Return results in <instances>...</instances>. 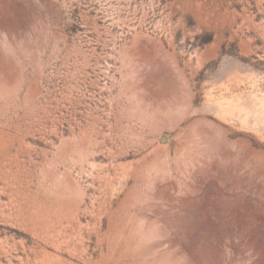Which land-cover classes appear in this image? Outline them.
I'll list each match as a JSON object with an SVG mask.
<instances>
[{"label": "rangeland", "instance_id": "1", "mask_svg": "<svg viewBox=\"0 0 264 264\" xmlns=\"http://www.w3.org/2000/svg\"><path fill=\"white\" fill-rule=\"evenodd\" d=\"M0 264H264V0H0Z\"/></svg>", "mask_w": 264, "mask_h": 264}]
</instances>
